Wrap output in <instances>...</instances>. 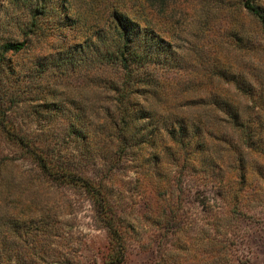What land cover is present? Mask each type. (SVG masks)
<instances>
[{"label": "trees", "instance_id": "1", "mask_svg": "<svg viewBox=\"0 0 264 264\" xmlns=\"http://www.w3.org/2000/svg\"><path fill=\"white\" fill-rule=\"evenodd\" d=\"M121 1L0 0V264H89L69 193L103 264H126L134 195L196 184L236 218L261 200L264 0L190 27L168 0Z\"/></svg>", "mask_w": 264, "mask_h": 264}, {"label": "rangeland", "instance_id": "2", "mask_svg": "<svg viewBox=\"0 0 264 264\" xmlns=\"http://www.w3.org/2000/svg\"><path fill=\"white\" fill-rule=\"evenodd\" d=\"M71 1L80 9L88 2ZM121 2L128 6L134 3ZM232 3L233 0H168L165 13L175 12L172 18L181 20L183 26L190 27L207 14L212 23L223 24L232 21ZM158 8H154L155 13L160 11ZM192 38L188 34L179 40L188 43ZM194 43L202 41L197 38ZM182 187V191L175 187L172 194L167 192L161 197L134 195L125 199L126 264H264V193L260 201L249 204L246 216L236 218L225 212L224 200L214 193L191 183ZM69 194L67 202L73 203L76 210L74 231L83 236L87 245L86 263L103 264L99 258L107 251L106 231L96 225L88 201L79 194ZM173 206L177 208L174 211Z\"/></svg>", "mask_w": 264, "mask_h": 264}]
</instances>
